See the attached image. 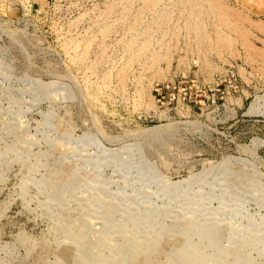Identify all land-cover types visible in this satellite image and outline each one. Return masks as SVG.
Segmentation results:
<instances>
[{"label": "rangeland", "instance_id": "374dc122", "mask_svg": "<svg viewBox=\"0 0 264 264\" xmlns=\"http://www.w3.org/2000/svg\"><path fill=\"white\" fill-rule=\"evenodd\" d=\"M0 264H264V0H0Z\"/></svg>", "mask_w": 264, "mask_h": 264}, {"label": "bare ground", "instance_id": "6f19581e", "mask_svg": "<svg viewBox=\"0 0 264 264\" xmlns=\"http://www.w3.org/2000/svg\"><path fill=\"white\" fill-rule=\"evenodd\" d=\"M156 129V128H155ZM158 130V129H157Z\"/></svg>", "mask_w": 264, "mask_h": 264}]
</instances>
